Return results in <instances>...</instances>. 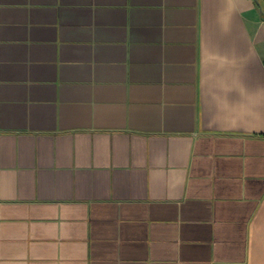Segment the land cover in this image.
Returning <instances> with one entry per match:
<instances>
[{"label":"crops","instance_id":"obj_1","mask_svg":"<svg viewBox=\"0 0 264 264\" xmlns=\"http://www.w3.org/2000/svg\"><path fill=\"white\" fill-rule=\"evenodd\" d=\"M0 264H264L255 0H0Z\"/></svg>","mask_w":264,"mask_h":264},{"label":"water","instance_id":"obj_2","mask_svg":"<svg viewBox=\"0 0 264 264\" xmlns=\"http://www.w3.org/2000/svg\"><path fill=\"white\" fill-rule=\"evenodd\" d=\"M255 1H256V2H257V4L259 5L260 11L263 13V16H264V12H263V10H262V7H261V5H260L259 1H258V0H255Z\"/></svg>","mask_w":264,"mask_h":264}]
</instances>
